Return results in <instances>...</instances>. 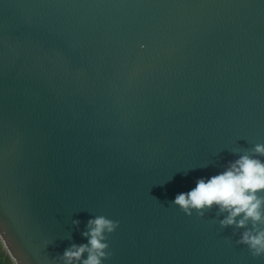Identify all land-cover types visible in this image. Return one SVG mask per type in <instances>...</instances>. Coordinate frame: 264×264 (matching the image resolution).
<instances>
[{
    "label": "water",
    "instance_id": "1",
    "mask_svg": "<svg viewBox=\"0 0 264 264\" xmlns=\"http://www.w3.org/2000/svg\"><path fill=\"white\" fill-rule=\"evenodd\" d=\"M256 143L264 0H0V243L13 264H57L92 215L119 221L104 264H264L215 210L171 204Z\"/></svg>",
    "mask_w": 264,
    "mask_h": 264
},
{
    "label": "clouds",
    "instance_id": "2",
    "mask_svg": "<svg viewBox=\"0 0 264 264\" xmlns=\"http://www.w3.org/2000/svg\"><path fill=\"white\" fill-rule=\"evenodd\" d=\"M231 152L234 160L216 174L196 178L195 186L178 193L171 204L189 217L195 213L203 218L215 210L220 227L232 228L233 235L238 234L237 244L246 246L253 258L264 257V143ZM206 167L208 164L202 168ZM80 224L79 219L72 220L77 230ZM118 227L117 220L92 215L81 231L86 242L72 243L56 258L57 264H104L112 255L108 237ZM66 238L71 240V233Z\"/></svg>",
    "mask_w": 264,
    "mask_h": 264
},
{
    "label": "flooded vegetation",
    "instance_id": "3",
    "mask_svg": "<svg viewBox=\"0 0 264 264\" xmlns=\"http://www.w3.org/2000/svg\"><path fill=\"white\" fill-rule=\"evenodd\" d=\"M2 248H3V247H2V245H1V243H0V259H1V258L5 259V264H13L12 261L10 260L9 256H8V254H7L6 251L4 250V248H3V249H2ZM3 250H4L5 252H3ZM5 255L8 256L9 260H7V258H6Z\"/></svg>",
    "mask_w": 264,
    "mask_h": 264
},
{
    "label": "trees",
    "instance_id": "4",
    "mask_svg": "<svg viewBox=\"0 0 264 264\" xmlns=\"http://www.w3.org/2000/svg\"><path fill=\"white\" fill-rule=\"evenodd\" d=\"M5 256H6L7 260H9L8 256L7 255H5ZM0 264H5V259L1 258L0 259Z\"/></svg>",
    "mask_w": 264,
    "mask_h": 264
},
{
    "label": "rangeland",
    "instance_id": "5",
    "mask_svg": "<svg viewBox=\"0 0 264 264\" xmlns=\"http://www.w3.org/2000/svg\"><path fill=\"white\" fill-rule=\"evenodd\" d=\"M3 249V248H2ZM3 252H5L4 250H3Z\"/></svg>",
    "mask_w": 264,
    "mask_h": 264
}]
</instances>
